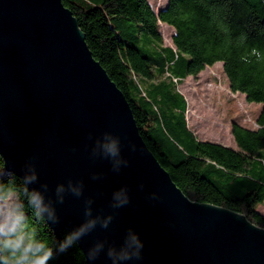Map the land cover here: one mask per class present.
Wrapping results in <instances>:
<instances>
[{
	"label": "water",
	"instance_id": "water-1",
	"mask_svg": "<svg viewBox=\"0 0 264 264\" xmlns=\"http://www.w3.org/2000/svg\"><path fill=\"white\" fill-rule=\"evenodd\" d=\"M104 130L124 141L130 166L120 174L112 173L107 161H89L84 151L85 134ZM125 138L143 154H129ZM0 150L17 171L26 155L38 153L41 178L50 185L82 178L85 194L95 198L94 210L110 211L112 190L129 187L134 206L121 209L107 233L82 241V254L95 238L107 235L118 242L131 226L144 241L141 264H264L263 228L241 213L191 200L174 183L62 0H0ZM90 170L105 172L104 180L92 181ZM140 181L146 191H160L163 200L149 204L137 190ZM58 213L62 219L51 228L55 234L80 222L82 203L68 198Z\"/></svg>",
	"mask_w": 264,
	"mask_h": 264
},
{
	"label": "trees",
	"instance_id": "trees-1",
	"mask_svg": "<svg viewBox=\"0 0 264 264\" xmlns=\"http://www.w3.org/2000/svg\"><path fill=\"white\" fill-rule=\"evenodd\" d=\"M77 19L93 57L124 94L139 133L174 183L191 200L243 214L264 229V0H167L155 12L148 0H62ZM159 22L174 29L164 45ZM221 62L232 92L262 105L257 128L233 123L236 149L200 140L188 127L177 85ZM175 79V80H174ZM51 243L55 234L36 225ZM53 264H85L77 247Z\"/></svg>",
	"mask_w": 264,
	"mask_h": 264
},
{
	"label": "clouds",
	"instance_id": "clouds-1",
	"mask_svg": "<svg viewBox=\"0 0 264 264\" xmlns=\"http://www.w3.org/2000/svg\"><path fill=\"white\" fill-rule=\"evenodd\" d=\"M261 59H264V52L258 48L249 50L248 61ZM125 140L129 154H143L144 149L135 141ZM123 144L120 135L112 131L104 130L98 135L88 131L83 148L89 161H107L109 170L120 174L130 166L129 157L122 151ZM71 151L78 149L73 146ZM39 162L40 155L30 153L17 171L12 159L0 150V264H53L93 233H107L119 211L134 206L130 189L125 184L112 190L108 201L110 211L94 210L95 198L85 194L82 178L69 176L50 185L41 178ZM105 175L103 171L89 172L94 182L103 181ZM136 187L153 206L163 200L160 191H146L143 181ZM68 198L81 201L82 219L67 229L62 238L49 243L41 237L36 225L43 221L53 230V226H59L62 218L58 207L64 206ZM144 247L140 234L129 226L118 242L104 235L92 240L82 251L87 264H97L102 259L107 264H141Z\"/></svg>",
	"mask_w": 264,
	"mask_h": 264
},
{
	"label": "rangeland",
	"instance_id": "rangeland-1",
	"mask_svg": "<svg viewBox=\"0 0 264 264\" xmlns=\"http://www.w3.org/2000/svg\"><path fill=\"white\" fill-rule=\"evenodd\" d=\"M155 12L166 6L167 0H148ZM159 32L164 45L173 46V27L159 22ZM177 89L184 95L188 127L200 140L220 143L236 149L231 133L233 123L246 128H257L256 119L262 105L249 102L240 92H232L222 70L221 62L206 66L196 76H186ZM264 215V202L256 205Z\"/></svg>",
	"mask_w": 264,
	"mask_h": 264
},
{
	"label": "bare ground",
	"instance_id": "bare-ground-1",
	"mask_svg": "<svg viewBox=\"0 0 264 264\" xmlns=\"http://www.w3.org/2000/svg\"><path fill=\"white\" fill-rule=\"evenodd\" d=\"M175 80V79H174Z\"/></svg>",
	"mask_w": 264,
	"mask_h": 264
}]
</instances>
